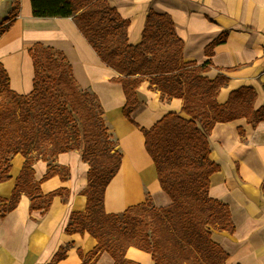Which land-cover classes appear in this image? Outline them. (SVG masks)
<instances>
[{
    "label": "trees",
    "instance_id": "1",
    "mask_svg": "<svg viewBox=\"0 0 264 264\" xmlns=\"http://www.w3.org/2000/svg\"><path fill=\"white\" fill-rule=\"evenodd\" d=\"M30 4L34 18H73L100 61L117 73L111 82L122 87V115L143 134L160 188L172 203L155 208L147 196L145 203L121 214L105 211V191L120 169L122 155L105 125L103 108L95 94L81 90L63 52L35 43L28 50L34 69L30 94L10 89L8 73L0 63V183L11 179L13 157L24 158L11 197L0 198V219L15 210L22 194L30 199V211L46 213L55 197L66 201V188L43 195L40 184L55 176L66 181L68 168L52 163L59 154L78 151L89 166L83 191L86 207L71 214L65 232L87 233L96 240L93 252H79L84 264H93L103 252L114 264H138L126 258L129 247L150 254L155 264H226L229 254L212 241L210 229L233 234L235 228L228 205L208 195L210 177L220 169L210 159L208 137L219 123L246 119L255 128L264 122V106L254 108L255 91L240 87L219 104V90L228 79L204 77L214 68L209 60L202 65L183 60L184 43L167 14L150 11L141 42L131 45L129 21L108 0H30ZM17 10L16 0L0 23V37L15 23ZM225 40L226 34L221 35L206 47L205 55L211 58ZM144 81L162 102L181 100V113L188 118L170 112L150 129L140 128L131 115L140 104L136 91ZM239 135L244 136V131L239 130ZM37 161L48 164L39 182L33 170ZM63 257L59 251L52 261L58 263Z\"/></svg>",
    "mask_w": 264,
    "mask_h": 264
},
{
    "label": "crops",
    "instance_id": "2",
    "mask_svg": "<svg viewBox=\"0 0 264 264\" xmlns=\"http://www.w3.org/2000/svg\"><path fill=\"white\" fill-rule=\"evenodd\" d=\"M17 18L0 37V63L9 76L10 89L20 95L33 90L34 69L28 50L35 43L64 53L73 76L82 90L98 97L109 134L122 155L121 166L107 186L104 198L108 214H121L129 207L145 203L147 196L156 206H167L169 198L161 190L156 168L144 147L140 129L122 115L125 96L121 85L112 83L117 73L103 64L83 38L73 18H34L30 0H17ZM16 0H0V23L15 7ZM123 19L129 21L128 42H141L150 11L171 17L176 35L183 41V60L199 65L211 61L214 68L203 76L223 75L228 83L217 96L225 104L232 91L250 87L256 93L254 108L264 106V0H108ZM224 43L208 58L205 49L221 35ZM140 102L131 115L140 128L150 129L170 112L181 113L182 101L160 100L158 92L144 81L136 91ZM244 131V136L239 135ZM210 159L219 171L210 177L208 195L228 205L235 228L233 234L214 231L212 238L229 254L227 264H264V122L252 128L246 119L216 124L208 137ZM24 158L11 160V179L0 183V198L11 197ZM69 170L62 182L58 176L40 184L43 195L60 188L69 191L63 201L55 197L46 213L30 211V199L21 195L19 204L0 219V264H84L79 252L87 255L97 242L89 234H67L65 228L73 212H83L89 166L78 151L59 154L55 163ZM34 179L42 181L48 164L33 165ZM62 251L65 257L53 263ZM126 258L138 264H155L152 256L129 247ZM93 264H114L106 252Z\"/></svg>",
    "mask_w": 264,
    "mask_h": 264
},
{
    "label": "rangeland",
    "instance_id": "3",
    "mask_svg": "<svg viewBox=\"0 0 264 264\" xmlns=\"http://www.w3.org/2000/svg\"><path fill=\"white\" fill-rule=\"evenodd\" d=\"M0 20H2V17H0ZM79 85V84H78ZM82 90V89H81ZM183 117H185V118H188L185 114H184V116ZM113 140V139H112ZM167 196V195H166ZM168 197V196H167ZM169 198V197H168ZM169 204L167 205V206H163V207H160V206H156L152 201H151V204L153 205V207H155V208H166V207H168V206H170L171 205V200H170V198H169ZM214 231H217V230H214V229H210V233H211V239H212V241L213 242H215L214 240H213V238H212V235H213V232ZM216 243V242H215ZM227 264V263H226Z\"/></svg>",
    "mask_w": 264,
    "mask_h": 264
},
{
    "label": "bare ground",
    "instance_id": "4",
    "mask_svg": "<svg viewBox=\"0 0 264 264\" xmlns=\"http://www.w3.org/2000/svg\"><path fill=\"white\" fill-rule=\"evenodd\" d=\"M182 116V115H181Z\"/></svg>",
    "mask_w": 264,
    "mask_h": 264
}]
</instances>
